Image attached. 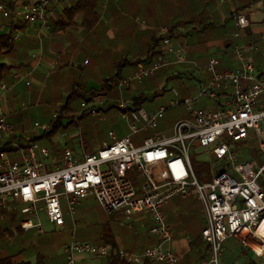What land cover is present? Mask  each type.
I'll list each match as a JSON object with an SVG mask.
<instances>
[{
  "label": "built area",
  "instance_id": "1",
  "mask_svg": "<svg viewBox=\"0 0 264 264\" xmlns=\"http://www.w3.org/2000/svg\"><path fill=\"white\" fill-rule=\"evenodd\" d=\"M259 1L264 8V0ZM69 4V0H0V16L8 20V25L0 26L2 35L20 39L33 31L38 40L37 48L31 52L32 66L28 70H13L10 84L0 83V145L8 141L6 148L18 154L16 158L0 154V222L18 214L21 229L42 234V212L50 223L62 226L66 215L74 217L83 198L93 196L107 215L148 216L149 232L156 242L140 252H129L110 244L72 238L62 246L66 264H76L77 255L118 257L130 264H178L179 258L170 247L172 227L163 207L172 198L193 196L202 204L206 225L201 234L208 246L207 253L196 264H222L224 242L230 237L238 239L264 263V163L255 168L252 161L237 162L231 147L234 141L250 140L253 132L259 148L264 150V69L259 70L245 57L257 50L258 43L249 40L235 44L232 52L240 65L219 70L220 54L198 63L188 58L183 44L174 42L168 26L161 25L162 38L156 56L149 62L138 61L135 70L118 80L117 88L131 87L133 81L173 65L191 64L194 74L210 75L197 83L195 95L179 99V90L172 88L174 97L168 105L160 104L151 112L121 99L117 108L130 133L117 136L109 130L108 140L92 152L83 151L81 157L68 147L53 150L36 141L19 144L11 138L13 125L1 102L18 83L31 87L35 72L47 58L43 41L51 36L52 25L64 18L63 10ZM18 23L19 28L12 30ZM250 23L248 11L237 12L233 16L235 36H240ZM50 60L43 71L44 78L57 65V60ZM44 82L45 79L40 82L39 91ZM104 100V95H97L82 98L80 104L83 111L101 120L104 116L95 104ZM202 100L208 104L197 108ZM180 104L186 114L174 123L169 134L154 131L140 146H134L133 133L139 129L155 130L165 112ZM76 120L78 116L74 117ZM34 125L43 131L52 126L37 122ZM198 146L211 158L222 159L223 169L213 174L210 181L200 179L193 169L190 150ZM153 169L158 173V181L151 176ZM130 170L143 178L141 183L132 179Z\"/></svg>",
  "mask_w": 264,
  "mask_h": 264
},
{
  "label": "crops",
  "instance_id": "2",
  "mask_svg": "<svg viewBox=\"0 0 264 264\" xmlns=\"http://www.w3.org/2000/svg\"><path fill=\"white\" fill-rule=\"evenodd\" d=\"M143 3L145 2H142L141 0H101L102 11L99 17V31L95 37L96 41L98 42L96 45L98 56L96 60H94V64H91V70L89 72L90 74L87 76L86 81L87 86H92V83L99 82L100 79L107 76V74H114L120 71V63H122L124 59H127L128 63H130L134 60H137L139 57L141 59L145 58L144 46L146 44L145 41H147V37L145 36L147 33L145 20H149V16L145 14V6H143ZM251 3L254 5L249 8ZM251 3L246 7L239 9L238 11H248L251 23L249 27L243 29L241 35L237 37L235 36L233 16L235 15L234 13L237 9V5L239 4V0H225L223 4H219L217 0L213 1L212 7L209 11V17L212 19L216 18L220 23L226 21L228 31L224 33H218L215 37L208 39L205 43L206 48L204 47L201 51H199L200 45H198L196 49V51H198L195 56V60L198 63H204L210 55L220 54L218 63L219 70L233 69L240 65L238 60L234 57V53L232 52L233 46L235 44L249 40L258 42L257 38L259 37L260 39L262 35L260 29H258V27L262 24H257L256 22H259L258 20L264 19L262 18V15H264L263 2L259 0H253ZM185 7H187V5L183 0H181V8ZM256 14H261V16L256 19ZM182 15L183 11H181V17ZM229 15L230 19L228 21L227 18ZM139 17L141 19L140 21L138 20ZM64 20L67 23L69 22L66 15H64ZM76 21V26H69L70 28L68 29L72 30V35H79L78 37H80L82 27L77 26L78 19H76ZM1 25H8V20L0 16V26ZM19 26L20 23L16 24V27H12V30L16 31ZM128 26L132 27V29L129 30L127 28ZM181 30L186 31L187 28L181 26ZM59 33L61 32L58 31V34ZM0 35H2L1 32ZM60 36L62 37L61 41H63V46L61 49L54 47L53 44L54 41H56L54 36L44 39L43 43L46 44V46H43V51L48 59L46 58L41 69L35 72L31 87L27 88L23 83H18L16 86H14L11 92L4 96L5 98L3 97L1 103L7 107L8 114L10 113L9 100L13 97L17 90L22 93L24 99L29 98L33 100L36 97V91L39 85V81L37 80H39V75L43 76V71L49 65L50 59L52 60L53 58L57 60V65L54 68V72L59 70L60 73H64V71L66 73L69 72V70L72 69L73 63L76 64L75 69L78 66L80 67L87 65L88 57L85 56L82 59L76 58V47L84 42L85 37H80L79 42L71 49H68L67 46L71 43L68 39H66L65 33L62 32ZM26 39H36L33 31H29L28 34H25L20 39L14 40L21 42ZM204 39L206 40L207 38L205 37ZM33 50L34 48L28 49L29 56ZM4 51V49L1 50L2 53H4ZM245 57L246 60L252 64L256 62L253 52L247 53ZM30 59L31 67L33 60L32 58ZM85 59L87 60V63L83 64ZM30 67H28V69ZM175 67L176 65L171 66V69L167 72H173L176 70ZM255 67L260 68L257 65H255ZM22 69L28 70L24 68ZM185 69H190L192 72L191 64L183 65L181 71ZM209 77L210 75L207 73H201L197 76L195 75L196 80L195 84H193L195 91H197V83L199 81H205ZM183 90H187L188 93H181V91H179L182 97L193 96L196 94H193L188 87H183ZM206 104H208V101L202 100L196 104V107L202 108ZM155 109L156 107H152L148 111L151 112ZM0 154H7L12 158L18 157V154L15 152H0ZM90 212V210H86L83 207L82 201H80L77 205V210L74 215L76 228L72 229L70 235L63 239L61 243L62 246L72 238L98 243L104 234L111 237V240L115 242L114 247L129 252H140L156 242V238L149 232L151 220L145 214L125 216L123 214L116 213L107 216V214L102 212L96 218L93 217L92 213ZM163 213L165 214L166 220L172 227L173 239L170 243V247L179 258L178 264H196L208 251L206 250L208 246L201 234L202 229L206 225L201 202L193 196H188L181 199L172 198L164 205ZM68 219L69 217L65 218L64 224L62 226H58V228L69 230ZM69 221L71 222V220ZM33 231L34 230H27L24 236L27 238L28 234ZM224 253L225 250L223 251L221 258L222 264L224 258L223 256L225 255ZM19 258L33 260L35 257H25L20 255ZM248 258L253 259L256 264H264L262 263L261 259L257 257L252 251ZM107 259L108 258L105 257L91 255H77L75 261L76 264H106L108 261ZM60 264H66L65 257L64 259L62 258ZM147 264L161 263L150 262ZM234 264L240 263L236 262Z\"/></svg>",
  "mask_w": 264,
  "mask_h": 264
},
{
  "label": "trees",
  "instance_id": "3",
  "mask_svg": "<svg viewBox=\"0 0 264 264\" xmlns=\"http://www.w3.org/2000/svg\"><path fill=\"white\" fill-rule=\"evenodd\" d=\"M143 6H145V14L149 16V20H145L146 28H147V41L144 46V59L146 62L152 60L156 54L158 53V49L160 48L161 42V34L159 32V27L161 25H166L169 28V33L173 38L174 42H179L183 44L187 49L188 58L194 59L196 56V49L199 46V51L203 50L205 47V43L211 37H215L218 33L227 32V23L226 21L220 23L216 18L212 19L209 17V11L212 7V3L214 0H183L187 7L181 8V0H141ZM253 0H239V4L237 5V9L235 10L236 14L239 9L246 7ZM69 6L64 8L63 12L66 15L69 22H65L64 18H61L58 23L53 24V30L51 36L55 38L54 47L57 49H61L63 46L62 35L65 33L66 39L71 43L67 46L68 49L74 47L78 42L80 37H85L84 42L77 46L78 51L76 52V58L82 59L85 56L88 57V63L85 66H78L77 69L81 74L89 75L91 70V60L93 57V61L96 60L98 56V52L96 51V45L98 42L90 43V40L95 39L96 34L99 31V17L102 11L101 0H69ZM108 8V7H107ZM181 11H183V15L181 17ZM76 19H78L77 26L82 27L80 32V37L72 35L70 27L76 26ZM230 15L227 20L229 21ZM70 26V27H69ZM110 26V25H109ZM181 26L187 28L186 31L181 30ZM58 31L61 33L58 34ZM60 36V37H59ZM207 38L206 40L204 38ZM88 38L90 39L88 41ZM256 38V37H255ZM201 39V40H200ZM96 40V39H95ZM259 41V37L257 38ZM83 41V40H82ZM201 43V44H200ZM46 44L43 43V46ZM95 45V46H94ZM195 45V46H194ZM38 46L37 39H26L21 42L15 41L11 36L0 35V83L10 84L13 80V70L16 69H28L30 67V56L28 55V49L34 48L36 49ZM206 48V47H205ZM5 50L4 53L1 50ZM206 50V49H205ZM196 51V52H195ZM195 52V53H194ZM90 59V60H89ZM143 59V58H142ZM140 57L137 60L130 62L131 64H136L138 61L142 60ZM220 59V58H219ZM256 61L259 60V56L255 55ZM128 60L124 59V63H120V67L122 64H127ZM129 64V63H128ZM82 67V68H81ZM61 69V68H60ZM171 69V66H170ZM178 69V67H175ZM73 70V69H71ZM59 72L53 71L47 78L39 75V84L44 79L47 81L48 79L51 82L45 87V93L52 99L56 100L59 96L66 94V100L62 105L61 111L68 112L70 111V102L74 98H84L89 99L97 95H106L109 96L108 99L105 98L106 107H109V104H115L117 107V103L121 100L119 91H117L116 86L118 80L126 75H122V69L114 74H110L100 79L99 85L87 86V82L81 83L78 82V79H75L72 75L73 72ZM169 68H166V72ZM165 71L160 73V75H164ZM192 76H197L198 74H194L193 69L190 71ZM182 75L181 72H175L171 75H167L166 79H178ZM73 77V79H70ZM78 76L77 78H79ZM67 80V82H66ZM71 80V81H70ZM16 86V85H15ZM14 88V87H13ZM12 88V89H13ZM130 87L124 88L123 91L129 90ZM181 91V86H179ZM12 91V90H11ZM68 91V93H67ZM64 92V93H63ZM12 94V93H11ZM122 96V95H121ZM124 98V95H123ZM143 100V96L139 95L137 98H134L133 104L135 106H141ZM22 103H25L24 96L18 90L13 95V97L9 100V108L10 113L8 115L9 121L13 125V132L11 134V138L16 140L19 144L28 143L31 141H37L40 137L47 135L50 136L52 133L56 131L58 128L60 121L58 120L61 115L56 113V118L53 115H50V124L51 129L44 131L41 136L32 135L31 138H24L21 135H17L18 131L24 132V112L26 110H22ZM105 107V108H106ZM54 114V113H52ZM68 114V113H67ZM72 121L73 114L70 113ZM16 131V132H15ZM23 134V133H21ZM25 135V134H24ZM3 143V142H2ZM1 143V144H2ZM8 141H5L2 145H0V152H11L6 148ZM85 147V146H84ZM86 149V147H85ZM92 152V150H87ZM19 215L11 214V217L7 221L0 222V264H45V256L43 254H37L35 259L27 260L19 258L20 255H23V251L18 250L13 245H9L7 242L12 238L18 237L20 242L22 240H27L25 234V230L21 229L19 226ZM95 244H110L113 247L115 246V242L111 240V237L108 235L102 236L101 240ZM248 249V248H247ZM208 250V247L207 249ZM249 250V249H248ZM250 252V250H249ZM243 255V253H242ZM223 264H234L236 262H242L238 257L231 259V257L227 254L223 256ZM106 264H130L126 261L115 257L112 259H107ZM154 261H146L143 264H147ZM160 263V262H159ZM246 264H256L253 259L248 258L245 262ZM162 264V263H161ZM241 264V263H240Z\"/></svg>",
  "mask_w": 264,
  "mask_h": 264
},
{
  "label": "rangeland",
  "instance_id": "4",
  "mask_svg": "<svg viewBox=\"0 0 264 264\" xmlns=\"http://www.w3.org/2000/svg\"><path fill=\"white\" fill-rule=\"evenodd\" d=\"M260 16L261 14H256L255 17H257L256 19H258ZM262 16H263L262 18H264V15ZM138 20L139 21L141 20L140 17ZM258 21L261 23L256 22L257 24H262L261 26L258 27L262 35L260 37V40L257 42L258 43L257 50L255 52L254 51L252 52L254 55L259 56V60L254 62V64L260 67L258 69L263 70L264 69V19ZM127 28L129 30L132 29V27L130 26H128ZM89 40L90 39L88 38V41ZM95 42L96 40L93 38L90 40V43H95ZM76 51H78L77 47H76ZM91 64H94L93 57L91 60ZM183 65L185 64L176 65L178 69L174 70L173 72L171 71L166 72V68H164L162 70L156 71L155 74L152 76L145 77L142 80L133 81L129 90H125V91H123L124 89L119 90L116 86L117 91H119V93L122 95V96L119 95L120 99L133 102L134 98H137L139 95H142L143 100L141 106L149 110L150 108L157 107L160 104L168 105L169 100L174 97L171 90L172 88H176L180 91L179 86H181V93H185V92L188 93L187 90L185 91L183 90V87H188L193 94L196 93L195 87L193 86V84H195L196 78L195 76H192L190 74V69L188 70L185 69L181 71ZM136 66L137 64H131V63L122 64L121 66L122 75H127L131 73L132 70L136 69ZM75 67L76 64L73 63L72 69L76 71V72H73V70L70 71L73 72L72 73L73 77L75 79H78V82L85 83L87 81V75L81 74L77 68L75 69ZM164 71L166 73H164V75H160V73ZM178 71L182 73L180 78L166 79L167 75H171V73H175ZM108 75L110 74H107V76ZM78 76L80 77L77 78ZM73 77H70V79H73ZM46 82L48 85L51 82V80L50 79H48L47 81L45 80L44 86L41 91H39L40 84L38 85L36 91L37 94L33 100L29 98L25 99V106L21 107L22 110H26L23 113L24 132L18 131L16 133L18 136L21 135L26 139L31 138L32 135L41 136L44 133V131L38 129L34 125V123L37 122L40 125H46L48 123H51L50 115H53L52 113H57L61 115L62 113L61 108L66 100L65 99L66 94L59 96L58 99L56 100L52 99L53 97L50 98L44 91L46 87ZM99 82L92 83V85L97 84L98 86ZM104 96L106 99L109 98V96L106 95ZM177 98L180 99L181 94ZM81 99L82 98H74L70 102V107H71L70 111L62 113L61 117L58 119L60 121V124L54 133H52L50 136L44 135L39 139H37L36 142H38L40 145L47 146L53 150H60L64 147H68L71 150H73V152L78 157H81L83 151H86V149L93 151L97 147V145L100 144L103 140H108L107 134L109 130L115 131L117 136L130 133V128L128 127L127 123L120 117L119 110L115 105L116 103L109 104L108 108L105 106L106 105L105 100L101 104L96 103L95 106L97 108H100L102 115L104 116L103 119L99 120L98 118H94L91 115H89L88 112L83 111V107L80 104ZM70 113H74L73 119L75 116H78V120L72 121L71 116L70 117L68 116L71 115ZM78 113H81V116L77 115ZM185 114L186 112L183 106H181V104L176 107L169 108L165 112L164 117L159 120L160 124L155 130L139 129L136 133H133L131 135V139L134 146H140L143 143V139L150 135H153L154 131H161L169 134L174 123L178 119L183 117ZM84 146L86 147V149ZM231 147L236 152L237 162L252 161L253 166L255 168L261 166L264 163V150H261L259 148L258 140L256 139L253 132L251 134L250 140L234 141L232 142ZM11 152H16V151H11ZM190 158L193 169L197 174H200L198 177L205 181H210L211 176L213 174H217L223 169L222 159H213L210 156L206 155V153H204L203 147L198 146L195 147L194 149H191ZM129 175L132 176L133 180H136L139 183H141L143 180L141 176L135 175V173L132 170H130ZM151 176L155 181H158V173L154 169L151 172ZM175 198L181 199V197H175ZM81 201L83 207L86 210H90L91 211L90 213H92L93 217L97 218L98 215L103 212L93 196H87L83 198ZM67 217H69L68 219L69 230L66 229L63 230L62 228H58V226L50 223L47 217L45 216V214L42 212L41 221L44 229L43 234L37 235L33 231L28 234L27 240H22V242H20V239L18 237H15V239L12 238L10 241L8 240L7 242L9 243V245H13L16 248H18V250L23 251V253L21 254H23V256L25 257H29V256L35 257L37 254H43L45 256L44 258L45 264H60L62 258L64 259L65 257L62 253L61 243L64 238L70 235L71 230L76 228L74 222L75 217H70L66 215L65 218ZM69 220H71V222ZM224 250H225L224 254L229 255L231 259L235 258V256L238 257L239 255V259L242 262H238V263L241 264H246L245 262L248 259V256H250L251 254V251L249 252L247 247L243 246L240 243V241H238V239L234 237H230L224 242Z\"/></svg>",
  "mask_w": 264,
  "mask_h": 264
},
{
  "label": "bare ground",
  "instance_id": "5",
  "mask_svg": "<svg viewBox=\"0 0 264 264\" xmlns=\"http://www.w3.org/2000/svg\"><path fill=\"white\" fill-rule=\"evenodd\" d=\"M256 250H260V247L258 245H255Z\"/></svg>",
  "mask_w": 264,
  "mask_h": 264
}]
</instances>
